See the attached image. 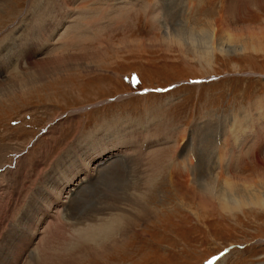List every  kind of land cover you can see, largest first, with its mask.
<instances>
[{
  "label": "rangeland",
  "instance_id": "rangeland-1",
  "mask_svg": "<svg viewBox=\"0 0 264 264\" xmlns=\"http://www.w3.org/2000/svg\"><path fill=\"white\" fill-rule=\"evenodd\" d=\"M80 1L0 0V89H8L0 96V248L20 247L21 253L4 256L3 263L202 264L218 253L207 264H264V137L258 154L251 137L244 154L234 142L219 152L225 135L264 136V126H248L264 122V0H138L145 10L114 0L115 8L124 3L127 17L119 11L122 18H106L105 28L78 50L80 44L60 34L83 36V6L92 0ZM64 2L70 17L61 10L59 20L67 19L44 34L41 21L51 20L44 11L54 14ZM25 28L38 43L46 41L39 64L12 54L13 38ZM163 30L169 40L157 38ZM59 36L73 45L57 42ZM171 83L165 90L134 91ZM11 84L18 87L10 92ZM240 116L243 133L235 127ZM203 144L212 148L206 159ZM155 151L161 162H176L171 169L164 165L155 188L142 194L151 207L147 220L136 221L120 245L100 256H69L81 233L74 226L101 227L111 212L120 213L115 203L129 208V198L113 197V188L121 195L137 183L133 187L145 191V161ZM94 153L99 156L81 166ZM68 172L76 176L64 189ZM205 182L224 190L202 192Z\"/></svg>",
  "mask_w": 264,
  "mask_h": 264
},
{
  "label": "bare ground",
  "instance_id": "bare-ground-1",
  "mask_svg": "<svg viewBox=\"0 0 264 264\" xmlns=\"http://www.w3.org/2000/svg\"><path fill=\"white\" fill-rule=\"evenodd\" d=\"M82 1L83 0H81L80 2L82 3ZM190 1H198V0H190ZM189 1V2H190ZM211 1V0H210ZM52 2V1H51ZM92 3H88V4H86V5H84L83 6V10H84V13H83V24L85 25V24H87V25H85L84 27H83V36H79V35H77V34H74V33H69V34H67V35H65L64 34V32H65V30L60 34V35H62L61 37H62V39L64 40H66V38L67 39H70V41L73 43V44H80V45H78V47H80V49H78V50H82V41H84V40H91L90 38H91V34H93V33H96L99 29H101V28H105L104 27V24H105V26L109 23V21L110 20H107V21H105V19L106 18H109V17H111L112 19H117V18H122L121 17V15H119V11H123L124 13H125V18L127 17V12L129 11H127V10H124L125 9V7H124V3L119 7V8H115L113 5H114V0H105V2H103V1H100V0H92L91 1ZM128 5L127 6H129V5H140L141 7V9L143 10L145 7H147L146 5H145V3H142V1H138V0H126L125 1ZM65 3V2H64ZM68 3V2H67ZM85 3V2H84ZM83 4V3H82ZM191 4V3H190ZM212 4V3H211ZM189 5V4H188ZM70 5H68V4H66L65 3V5L63 4L62 6H59V7H57V9H55V13L54 14H50V10L48 9V10H45L44 12V15L46 16V17H50V19L51 20H47V21H41V22H44V25L42 26V25H40V26H42V32L44 33V34H46V35H48L49 33H51L52 31H53V29H54V27H56L58 24H60L63 20H66L67 18H69L70 17V15L68 14V11H66L67 10V8L69 7ZM79 6V5H78ZM80 6H81V4H80ZM117 6V5H116ZM153 7L154 6H152L151 8H150V10H152L153 11ZM50 8V7H49ZM52 8V7H51ZM76 8V7H75ZM149 8V7H148ZM147 8V9H148ZM69 9V8H68ZM114 9V11H112ZM61 10L63 11V12H65L66 11V15L68 14V17L67 18H65V19H61V20H59V18H61L63 15H62V12H61ZM145 10V9H144ZM161 10V9H160ZM159 10V11H160ZM77 12H79L78 11V7H77ZM69 13H70V11H69ZM93 13H96V14H93ZM153 13V12H152ZM158 13V12H157ZM156 13V14H157ZM148 14V13H147ZM81 15V14H80ZM119 15V16H118ZM55 16V17H54ZM77 16V15H76ZM87 16H91L92 17V20H91V22L90 21H84V19L86 20V18H88ZM152 16V15H151ZM150 16V17H151ZM65 17V16H64ZM158 17H159V15H158ZM43 18H45V17H43ZM151 18H153V16L151 17ZM154 18H155V15H154ZM153 18V19H154ZM54 19L56 20V22H52L51 23V21H54ZM89 19V18H88ZM161 19H162V17H161ZM160 19V20H161ZM70 20V19H69ZM90 20V19H89ZM152 20V19H151ZM150 20V21H151ZM164 20H165V18H164ZM156 21V23H157V20H155ZM36 23V22H35ZM155 23V22H154ZM164 24H165V21L163 22ZM37 24V23H36ZM163 24V25H164ZM33 25V24H32ZM35 25V24H34ZM38 25H39V23L37 24V27H38ZM75 25H77V26H75L74 27V29L75 30H78L79 31V26H78V23L77 24H75ZM29 27V26H28ZM32 27V26H31ZM36 27V28H37ZM35 28V27H34ZM40 28V27H39ZM68 28V27H67ZM161 28H163L162 26H161ZM165 28H166V26H165ZM165 28H163V29H165ZM26 29V28H25ZM32 29V28H31ZM27 30V29H26ZM100 31V30H99ZM164 31L165 30H163V34L161 33V35L159 36V37H157V38H160V39H162V38H167V36H166V34L164 33ZM42 32H40V33H42ZM25 34V35H24ZM37 35L39 34V33H36ZM191 34V33H190ZM34 36H35V34H34V32H33V29H32V31H30V28H28V30L25 32V33H23L21 36H16V37H14L13 38V41L14 42H12V45H11V48H13V51H12V54H13V56L14 57H16V58H19V57H24L25 58V60H27L26 62L27 63H31L32 65H35V64H39L40 62H42L43 60H45V58H41L40 59V57H41V53L43 52V51H45L44 50V48H42L43 46H45L44 44H45V42L46 41H44V39H41V42L42 43H38L39 41H35L34 39ZM41 37H42V35H41ZM46 37V36H45ZM60 37V36H59ZM58 37V39H60V40H58L57 39V42L58 41H63L62 39H61V37L59 38ZM190 37V36H189ZM19 38V39H18ZM170 38V37H169ZM169 38H167L168 40H169ZM18 39V40H17ZM214 39V38H213ZM166 40V39H165ZM50 41H51V39H50ZM67 41V40H66ZM64 42V43H62V44H67L68 42ZM85 42V41H84ZM127 43H129V41L127 42ZM144 43V42H143ZM49 44V43H48ZM57 44V43H56ZM69 44V43H68ZM67 44V45H68ZM73 44H70V46L71 45H73ZM134 44V43H133ZM64 46V45H63ZM69 46V45H68ZM69 46V47H70ZM7 48H8V46H6ZM48 47V46H47ZM59 47H60V45H59ZM65 47V46H64ZM68 47V48H69ZM57 48V47H56ZM61 49H62V47H60ZM51 49V48H50ZM57 49H59V48H57ZM2 52V51H1ZM51 52L52 53H55V52H53L52 50H51ZM61 52V51H60ZM59 53V52H58ZM78 56V55H77ZM9 57V56H8ZM70 57V56H69ZM47 59V58H46ZM71 59V58H70ZM4 60H3V58H0V72L2 71V63L3 64H5V62H3ZM56 62V61H55ZM4 74V73H3ZM2 75V74H1ZM18 76L19 75H13L12 77L14 78V77H16V78H18ZM20 77V76H19ZM19 79V78H18ZM13 80V79H12ZM15 80V79H14ZM17 80V79H16ZM15 80V81H16ZM14 81V82H15ZM1 82V81H0ZM9 84V83H8ZM20 84L21 83H18V85L20 86ZM12 85V84H11ZM10 86V85H9ZM15 87H18V86H16V84H13L11 87H10V89H9V91L11 92L12 91V89H15ZM7 87H5V89H6ZM4 89V90H5ZM3 88L2 89H0V96L3 94ZM8 89H6L5 91H7ZM3 96V95H2ZM253 119V118H252ZM252 121V120H251ZM244 122H245V119H244V117H238V119H237V121H236V123H235V127L238 129H236L237 131H240V132H244L245 130H247V126L245 125V126H243L244 125ZM264 126V122H262L261 124H257L256 122H254V121H252V123L251 124H249L248 126ZM245 134H231L229 137L228 136H224V142L226 143V144H222L221 146H220V154H224L225 153V151L224 150H226L227 148L229 149V147L231 146V145H233L234 143H236L237 145H239L240 147H239V149H240V152L241 153H245V151H243V149H244V141L245 140H247L248 139V137H251L250 138V141H252L254 144H256V147H258V148H256V151H255V154H258V153H260V150H259V147H261V142H259L258 140H261V137H264V136H261V134H260V132L259 133H256V134H246V136H244ZM254 139H256V140H254ZM230 140H232V142H230ZM262 141V140H261ZM234 142V143H233ZM125 143H127V144H130V146L132 145L131 144V142L130 141H128V142H124V144ZM233 143V144H232ZM229 144V145H228ZM205 144H203V146H202V148H204L203 149V154L205 153V159L207 158V148H210V147H206V146H204ZM189 146V145H188ZM187 146V147H188ZM128 147V146H127ZM105 148V147H104ZM216 148V147H215ZM215 148H214V150H215ZM232 148V147H231ZM141 149H143V148H138V150H137V153L138 154H141L142 153V151H141ZM212 148H210V150H211ZM175 150V149H174ZM194 150V149H193ZM108 151V150H107ZM107 151H105V153L107 152ZM145 151V150H144ZM143 151V152H144ZM159 151V150H158ZM164 151V150H163ZM109 152H111V151H109ZM188 152V151H187ZM187 152H186V155H188L187 154ZM234 152V149H231V151H229V153H233ZM240 152H238V153H240ZM136 153V152H135ZM158 152H153V153H151L149 156H148V159H147V157H146V160H148V163L145 161V164H148L147 166H148V168H147V171H145L144 173H145V175H143V177H142V182L140 183L142 186H144L145 187V191L143 192L142 190L144 189H139L138 188V190L135 188V187H133L134 185H137V183H133V185L131 186L132 187V189H130V188H128L129 190H128V192H129V194H130V196H128V192H124V193H122L121 195H120V193H117L116 191H114V188H113V193H114V195H113V197H116L117 199H118V197H119V199H121L122 197H123V195H125L127 198H129V200L127 199V201H126V204H128L127 205V207H129L128 209L126 208H124V206H120V207H118L117 205H116V203L114 204V207H112V208H114L117 212L119 211L120 213H116V212H111V209L108 211V212H111V214L109 215L110 216V220L108 219V220H106V221H102L103 223H100L101 224V227L99 226V225H94V224H89V223H83L84 225H83V227H76V226H74L75 224H72V226H74L76 229H77V232L78 231H80L81 233L79 234L78 233V235H76V236H74L75 238H74V244H75V250H70L69 252H68V255L69 256H71V257H75V258H77V259H79V255L78 254H80V253H82L83 252V257L85 256V257H87V258H89L90 256H93V255H101V253H104L103 251H107V250H109V249H111V248H113L114 246H117V245H120L122 242H123V240L125 239V237H127L128 236V234H129V231H131V230H133V228H134V224L136 223V221H138V220H144V219H146L147 217H149V215H150V211H151V207L149 206V204H145L144 203V201L147 199V198H143V196H142V194L143 193H145V194H147V192L148 191H150L151 189H153V188H155V184H157L158 183V180L156 179L157 178V175H159L160 173H162V171H163V169H164V165H166V166H169V168L171 169V168H173L174 167V162H176V161H174L173 160V158H170V160H168V159H166V160H164V158H163V160L164 161H160V155L159 154H157ZM162 153V152H161ZM169 153V152H168ZM203 154H201V155H203ZM228 154V153H227ZM92 155H94V156H91V155H86V156H84V159H82V162H84V163H82L81 161L79 162V160L80 159H78V158H76V159H78L77 161H78V164H81V166L82 165H84L85 163H87L88 162V159L89 160H92V159H96V157H97V155L99 156V154H97V153H94V154H92ZM142 155H144V154H142ZM184 155V154H183ZM182 155V157H184L185 159H186V156L184 155L183 156ZM242 155V154H241ZM146 156V155H145ZM175 156V155H174ZM168 157V156H167ZM172 157V156H171ZM180 157V156H179ZM190 156H187V159L189 158ZM83 158V157H82ZM86 158V159H85ZM139 160H140V158H138ZM142 159V158H141ZM175 159V158H174ZM176 160H179V161H181L180 160V158L179 159H176ZM141 161V160H140ZM139 161V162H140ZM179 161H177V162H179ZM224 161V160H223ZM142 162H143V160H142ZM153 162H154V165H153ZM183 162V161H182ZM100 162H97V164L96 165H98ZM180 163V162H179ZM178 164V163H177ZM176 164V165H177ZM141 165V163L139 164V166ZM99 166V165H98ZM142 166V165H141ZM165 166V167H166ZM136 168V167H135ZM140 168V167H139ZM145 168V167H144ZM142 169V168H141ZM146 169V168H145ZM144 169V170H145ZM188 169V168H187ZM139 170V169H138ZM140 171V170H139ZM74 173H76L75 171H74ZM73 173V174H74ZM70 175H72V172H68V174L66 175V177H70ZM132 175V174H131ZM140 175V174H139ZM76 175L74 174L72 177H70L66 182H65V184H64V186H63V188L64 189H66V187L68 186V184L70 183V180L71 179H73V177H75ZM133 176V175H132ZM87 177V176H86ZM84 178L83 179V182H86V183H88L87 182V180H88V178ZM233 179V178H232ZM215 181V180H214ZM132 182V181H131ZM134 182V181H133ZM139 182V181H138ZM77 183H79V182H77ZM77 183L76 184H74V185H77ZM112 183H113V181H112ZM117 183V182H116ZM206 183V182H205ZM115 184V183H114ZM214 183H206L205 185L204 184H202V185H200V190L202 191V192H206V193H209L210 195H215L216 193H219V192H221V191H223L224 189L223 188H218L217 189V187L215 188L214 187V185H213ZM73 185V186H74ZM79 185V184H78ZM109 185V184H108ZM112 185V184H111ZM140 185V188H142V186ZM81 186V185H80ZM83 186V185H82ZM86 187H88L87 185H85V187H83L82 188V190L84 191V190H86L87 191V189H86ZM112 187V186H111ZM116 187V186H115ZM137 187H139V186H137ZM81 188V187H80ZM89 188V187H88ZM229 188H232V189H234L235 188V186H229ZM127 189V188H126ZM72 190V189H71ZM78 190V189H77ZM93 190V189H92ZM52 191H54L53 189L51 190V193H52ZM82 191V192H83ZM108 191H109V194H113L112 193V191L111 190H109L108 189ZM135 191V192H134ZM76 192V191H75ZM77 192H80L81 193V191H77ZM76 192V193H77ZM102 192V191H101ZM107 192V191H106ZM111 192V193H110ZM57 195H59V192L58 193H56ZM148 194H150V193H148ZM52 195H53V193H52ZM71 195V194H70ZM144 195V194H143ZM95 197L96 196H94V198L93 199H95ZM97 199V198H96ZM103 199V198H102ZM111 199H113V198H111ZM110 199V200H111ZM59 198H58V196H57V199H56V201H58L59 202ZM66 201V200H65ZM64 201V202H65ZM94 201V200H93ZM93 201H92V203H93ZM101 201V200H100ZM109 201V200H108ZM147 201V200H146ZM145 201V202H146ZM91 202V201H90ZM90 202H88V203H90ZM95 202V201H94ZM130 202V203H129ZM219 202H221L222 204H227V203H225L224 201H219ZM45 203L46 202H44V205L42 204V207H45ZM66 203V202H65ZM97 203V201L95 202V204ZM105 203H106V201H105ZM105 203H102V204H105ZM228 205V204H227ZM40 206V205H39ZM52 206V204H50V202H47V205H46V207L47 208H49V207H51ZM54 206V205H53ZM89 206H91V205H89ZM107 206V205H106ZM108 206H109V204H108ZM110 206H111V203H110ZM109 206V207H110ZM108 207V208H109ZM139 207V208H138ZM96 208V207H95ZM104 207L102 206V207H99V209H103ZM111 208V207H110ZM137 208V209H136ZM83 209V208H82ZM134 209H135V212H134ZM136 210H138L139 212H137ZM46 211V210H45ZM55 211V210H54ZM53 211V212H54ZM43 213H44V211H43ZM82 213V212H81ZM152 213H154V211H152ZM45 216V215H44ZM61 216V215H60ZM43 218V217H42ZM70 218V217H69ZM73 219V218H72ZM75 219V218H74ZM60 220V219H59ZM64 220V219H63ZM95 220V219H94ZM147 220V219H146ZM68 222H69V220H68ZM69 223H71V221L69 222ZM76 223H77V221H76ZM82 223V222H81ZM79 224V223H78ZM90 225V226H89ZM1 226V225H0ZM78 226V225H77ZM81 226V225H80ZM30 227V226H29ZM114 227L116 228H118L119 229V231H118V233L116 234V233H113L114 231H116L115 229H114ZM32 229V228H31ZM73 229V228H72ZM112 229H114L113 231H112ZM74 234V233H73ZM30 236H31V234H30ZM33 236V235H32ZM82 238H83V240H82ZM15 241V240H14ZM72 241H73V237H72ZM71 242V241H70ZM13 243V242H12ZM15 243V242H14ZM16 244V243H15ZM90 244H93L94 245V248L93 249H91L90 250ZM12 246H13V244H12ZM16 246H18V244L16 245ZM72 246V245H71ZM7 248V247H6ZM5 247H2V248H0V264H2L3 263V261L5 260V259H8V258H10V257H12V256H16L17 258H20L19 256H21V253L20 252H18V250L20 249V247H19V249H17V250H8L7 252L5 251V249H6ZM73 248H74V246H73ZM72 248V249H73ZM2 249V250H1ZM4 251V252H3ZM67 253V252H66ZM4 256H5V259H4ZM64 257V256H63ZM68 259V258H67ZM76 259V260H77ZM43 261V260H42ZM10 262V261H9ZM4 264V263H3Z\"/></svg>",
  "mask_w": 264,
  "mask_h": 264
},
{
  "label": "water",
  "instance_id": "water-1",
  "mask_svg": "<svg viewBox=\"0 0 264 264\" xmlns=\"http://www.w3.org/2000/svg\"><path fill=\"white\" fill-rule=\"evenodd\" d=\"M110 98H111V97H110ZM36 135H37V134H35V135L32 137V139H30L29 143H31V141H32L33 139H35Z\"/></svg>",
  "mask_w": 264,
  "mask_h": 264
},
{
  "label": "built area",
  "instance_id": "built-area-1",
  "mask_svg": "<svg viewBox=\"0 0 264 264\" xmlns=\"http://www.w3.org/2000/svg\"><path fill=\"white\" fill-rule=\"evenodd\" d=\"M36 136H37V135H36ZM35 138H36V137H35ZM33 140H34V139H33ZM33 140H32V141H33ZM32 141H31V142H32Z\"/></svg>",
  "mask_w": 264,
  "mask_h": 264
}]
</instances>
